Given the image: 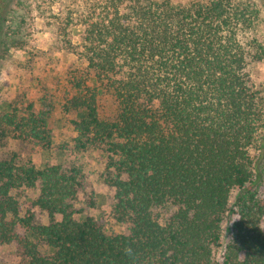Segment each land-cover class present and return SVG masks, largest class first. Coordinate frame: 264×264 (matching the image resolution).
<instances>
[{
  "label": "trees",
  "instance_id": "trees-1",
  "mask_svg": "<svg viewBox=\"0 0 264 264\" xmlns=\"http://www.w3.org/2000/svg\"><path fill=\"white\" fill-rule=\"evenodd\" d=\"M19 1L1 22L4 53L6 15ZM235 1L90 6L63 112L75 116L77 152L101 149L112 215L127 233L109 234L73 207L80 170L18 165L11 156L0 160V246L17 245V264H214L236 189L238 218L221 264H264V198L250 191L258 183L250 150L264 157V104L247 70L250 56H262L240 39L249 10ZM105 101L111 116L101 115ZM32 108L0 123L48 147L49 104L43 113ZM36 208L48 224L33 223Z\"/></svg>",
  "mask_w": 264,
  "mask_h": 264
},
{
  "label": "rangeland",
  "instance_id": "rangeland-1",
  "mask_svg": "<svg viewBox=\"0 0 264 264\" xmlns=\"http://www.w3.org/2000/svg\"><path fill=\"white\" fill-rule=\"evenodd\" d=\"M168 1L178 7L194 3H209L211 0H153ZM102 0H20L6 15L8 27L7 51L0 49V119L8 114H16L19 119L26 118L32 110L38 114L45 111V104L51 109L48 115L50 145L43 147L26 136L16 137L5 124L0 123V160L14 157L18 165L34 164L43 169L46 166H59L61 170L76 168L82 176L81 187L75 200L76 210L94 218L109 234L127 233V227L117 223L112 215L114 191L104 181L106 159L100 148L77 152L73 147L75 133L71 120L73 114L63 112L65 97L70 93L69 75L73 69L80 68L79 52L82 45L78 39L86 35V19L91 17L90 6L101 4ZM130 0H123L125 8ZM247 6L248 24L241 28L240 39L246 48L260 47V60L248 59L247 70L253 89L257 91L264 104V0H236ZM10 5L12 0H6ZM244 4V5H243ZM15 9V10H14ZM97 15H95L96 17ZM93 17V18H95ZM250 44L252 46H250ZM249 45V46H247ZM254 49L250 50L253 54ZM101 110L103 117L111 116L114 105L105 101ZM256 171L254 179L258 183L250 186L264 198V157L260 150H250ZM242 190H234L230 197V211L222 222L221 246L214 251V264H221L224 248L231 240L232 225L237 220L236 204ZM35 192L25 196L34 198ZM23 210L27 199H22ZM55 220H59L56 216ZM48 214L33 209V223L48 224ZM23 236V230H19ZM16 244L0 246V264H17Z\"/></svg>",
  "mask_w": 264,
  "mask_h": 264
},
{
  "label": "flooded vegetation",
  "instance_id": "flooded-vegetation-1",
  "mask_svg": "<svg viewBox=\"0 0 264 264\" xmlns=\"http://www.w3.org/2000/svg\"><path fill=\"white\" fill-rule=\"evenodd\" d=\"M6 0H0V26L1 22L4 19V14L7 9V3H5Z\"/></svg>",
  "mask_w": 264,
  "mask_h": 264
}]
</instances>
